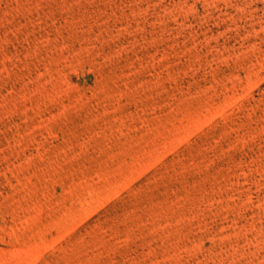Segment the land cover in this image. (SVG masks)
I'll return each instance as SVG.
<instances>
[{
    "label": "rangeland",
    "instance_id": "1",
    "mask_svg": "<svg viewBox=\"0 0 264 264\" xmlns=\"http://www.w3.org/2000/svg\"><path fill=\"white\" fill-rule=\"evenodd\" d=\"M0 264H264V0H0Z\"/></svg>",
    "mask_w": 264,
    "mask_h": 264
}]
</instances>
